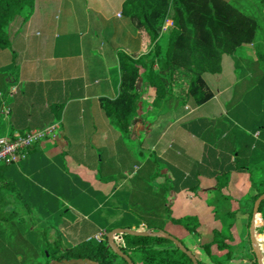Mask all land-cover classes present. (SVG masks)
I'll list each match as a JSON object with an SVG mask.
<instances>
[{
  "label": "crops",
  "instance_id": "0c3cea01",
  "mask_svg": "<svg viewBox=\"0 0 264 264\" xmlns=\"http://www.w3.org/2000/svg\"><path fill=\"white\" fill-rule=\"evenodd\" d=\"M75 1L34 0L29 17L12 29L13 52L0 49V97L9 104V114L0 116V136L8 132L9 125L26 131L57 120L60 127L55 139L35 143L24 160L5 167L6 180L31 206L28 212H21L24 222L0 221V247L5 249L16 241L42 250L45 235L48 242L58 239L63 248L106 229L114 221L109 220L107 201L113 189L121 192L124 188L123 170L132 164L141 169L137 155L130 153L99 105L100 97L117 95V51L132 53L141 46V39L121 15L124 0ZM165 23L167 32L172 20ZM241 53L251 56L244 48H237L222 55L220 71L203 74L213 91L219 87L210 99L199 105L190 100L165 114L159 133L164 140L155 156L166 176L161 182L155 183V178L151 181L155 166L150 160V175L144 180L146 185L158 184L163 202L157 206L151 203L154 188L147 191V205L140 203L137 191L135 194L138 208L133 211L137 217L163 218L165 198L173 217L196 215L200 222L197 234L170 221L165 225L169 233L174 228L181 230L182 236L192 235V250L200 249L197 240H209L212 228L219 226L213 206L208 204L214 195V175L231 171L225 193L233 198L228 204L234 210L239 207L235 199L248 196L249 169L252 174L264 170V89L263 85L256 89L259 84L254 76L252 81L237 83L240 79L233 73L241 67L237 60ZM224 63L229 68L227 75ZM246 65L243 76L254 75ZM236 86L238 96L234 97L232 89ZM167 140L170 143L166 144ZM234 164L249 169L235 170ZM5 192L9 193L10 203L4 208L8 210L17 203L13 192ZM155 207L159 212H154ZM239 209L233 224L237 231L246 216ZM124 212L121 205L118 221H123ZM49 264L97 263L80 258L52 260Z\"/></svg>",
  "mask_w": 264,
  "mask_h": 264
},
{
  "label": "trees",
  "instance_id": "16d2710c",
  "mask_svg": "<svg viewBox=\"0 0 264 264\" xmlns=\"http://www.w3.org/2000/svg\"><path fill=\"white\" fill-rule=\"evenodd\" d=\"M264 2V0H260ZM34 0H0V49L13 52L10 42L12 29L24 22L30 15ZM121 14L136 30L143 44V53H125L117 51L120 79L118 94L113 97H100L99 105L108 119L109 124L123 135L129 131L132 115L138 108L140 91L138 83L148 88H154V100L160 101L170 90L176 88L183 101L192 100L199 105L210 99L214 91L203 76L204 72L214 73L220 69L222 54H231L243 43H252L258 27L257 20L243 11L229 0H124ZM172 20V26L165 36V47L160 39L164 22ZM4 98L9 107L8 100ZM1 116V115H0ZM53 122H57L54 120ZM52 123V122H51ZM14 127L9 125L8 134L13 133ZM20 133L24 131L18 130ZM151 161L154 163V179L159 173V160L152 152ZM0 163V221H25V215L31 206L23 196L15 190L9 180H6L5 167ZM233 169L249 168L237 167ZM264 171V170H263ZM249 190L237 209H231L228 202L233 199L225 193L231 171L218 172L214 175V195L208 204L213 206L215 222L219 224L211 230V237L204 242L198 241L202 256L198 257L183 241L166 230V223L170 221L179 225L189 233L197 234L200 227L196 215L173 217L170 212V202L165 198L163 203V224H154L145 220L135 223H116L106 228L102 240L87 239L78 243L60 247L58 239L48 242L42 255L45 264L52 260L90 259L97 264H127L125 260L114 253L108 246L106 233L113 228L121 227L133 230H164L177 238L186 249L196 257L198 264H229L236 259L234 255V235L232 228L236 214L248 213L244 209L264 193V175L259 179L253 178L249 169ZM169 182V180H167ZM162 189L166 187L162 184ZM9 190L13 192L17 203L11 209H4L10 203ZM251 218V216H250ZM250 222L246 223L249 238ZM46 233V232H45ZM257 239H264V198L261 199L254 226ZM250 241V239H249ZM115 244L128 255L135 264H192L188 256L183 253L171 240L163 236H144L130 234H116ZM242 246V245H241ZM254 264H258L251 247Z\"/></svg>",
  "mask_w": 264,
  "mask_h": 264
},
{
  "label": "rangeland",
  "instance_id": "374dc122",
  "mask_svg": "<svg viewBox=\"0 0 264 264\" xmlns=\"http://www.w3.org/2000/svg\"><path fill=\"white\" fill-rule=\"evenodd\" d=\"M81 1L83 0H76L75 2L80 4ZM229 1L234 5H236L244 13L253 16L257 20V24H258L253 42L243 43L237 47V48L242 47V49L244 48L246 51H249L251 56L249 58L247 56L248 55L247 53H241L242 54L240 55L241 58L238 57L237 59L241 67L237 69V71L235 70L233 74L239 77L240 80H237V83L239 82L241 84L244 82V80L252 81V76H254L253 77L254 81H257L259 84V87L256 89H260V86L262 87V85L264 89V2H261L260 0H229ZM165 22L161 29V33L164 32V37H161L160 39L164 47L166 45L165 36L169 31L168 30L167 32H165V24H166ZM133 52H138V53L144 52L142 41H141V46H139V48ZM222 55L220 58V69H221ZM245 64H247L246 68H248L249 66L251 67V71L254 72V75L250 72L251 76L250 75H247L246 77L243 76L244 73L247 74V70L245 71L244 69ZM220 69L218 71H220ZM223 72L225 73V74L223 73L224 75H227L229 73V68L227 63H224ZM203 74H205V72ZM119 79H120V75H119ZM220 85L223 86L224 82L221 81ZM250 87H252V84ZM218 88L219 87H215V89ZM247 88L246 90H248ZM138 89L140 91V99L138 102V108L135 111V113L132 115V121L129 127V131L126 135H123L118 130L117 131L123 138L124 144L127 147V149L130 151L132 155L134 154L132 152L133 151L135 152V154L137 155L135 156V158L138 157V160L141 162L142 165H141V169L140 166H138L137 164L135 166L132 164L129 167V169L125 168L123 170V173L121 175L123 179L126 180V183L124 184V188L120 189L122 190L121 192L120 191L116 192V189H113V193L110 195L107 201L109 220H114L112 223H110L107 226V228L119 222L129 224V223H135L137 222V220H145L147 222L154 224H161V225L163 224V218H161V216L158 217V215L156 216L154 215L152 217L148 215L146 216L142 215L137 217V215L133 211L136 210V208H138V206H136L138 201L135 194L137 191L138 195L141 197L140 203L147 205L148 203L147 191L148 189L151 190L152 188H154L156 190V193L152 194L153 199L151 200V203L156 204L157 206L159 203L161 204L163 202L162 197L159 195L158 192L159 190L158 188H160L158 184H155L154 186L153 184L146 185L145 182L147 181H144L147 180V177L150 175V174L148 175L149 170L147 166L151 164L150 160L152 158V152L155 155V153L157 152L158 145L161 143V141L163 142L164 140L163 136H161V134L159 133L163 130L164 128L163 126L165 125L164 124L165 122L163 121L165 114L174 111L176 108L185 105L187 102L182 100L180 93L178 90H176V88L170 90V92H168L164 98H162L160 101L157 102L153 101L155 94L154 88H148L146 86H143L142 83H138ZM232 91L234 92V97L235 96L237 97L238 96L237 86L234 89H232ZM222 101H223V96H222ZM59 132H60V127H58L55 130L52 136L44 138L43 140L55 139L59 135ZM168 143H170L169 140L166 141V144ZM160 171L161 169L159 170V173H157L154 177L155 183L161 182L163 176H166ZM263 175H264V171L261 174L258 173L252 176L255 179H259ZM149 179L151 180L152 178ZM153 180L154 179H152L151 181ZM127 190L130 191L127 192ZM114 198L115 201H111ZM115 203L118 205H115ZM121 205H123L125 209L124 219L123 221H118L119 219L121 220V218H119L118 216L119 207ZM252 209H253V204L250 205V200H249V204L246 207L248 213H246V216L243 217L244 218L243 222L241 223V227L239 228L241 230L237 231L235 230L236 227L235 228L233 227L234 230V232L232 231L234 235L233 244L235 246L234 255L240 259V261L238 260L239 263L236 262L235 264H254V259L251 254L252 246H251V242L249 241L250 237L248 238L247 235V226H246V223L250 220ZM130 211L134 215L128 213ZM154 212L157 213L159 211L156 208ZM139 213H142L141 209L139 210ZM126 214H128L131 218L127 220ZM178 227L179 229H183L181 226L177 225V228ZM170 229L171 230L169 231L172 235L181 239L185 245L191 247V241H192L191 238H193L192 235L191 238L185 237L181 235V230L179 229L176 230L174 228H170ZM105 230H106L105 228L98 229L97 233L93 234L88 239L94 240L93 237L94 235L101 232L104 233ZM248 231H249V227H248ZM45 238H47V235H45ZM202 239L205 240L206 237L204 236ZM255 239L259 244L262 255L264 256V247H263L264 239H257L256 237ZM198 241L199 240H197L196 242L197 245H198ZM198 250L196 248H193L192 251L195 253L196 256L201 257L202 250L200 249ZM0 264H45V260L42 255V250L27 248L15 241L11 244L10 249H5L3 247H0Z\"/></svg>",
  "mask_w": 264,
  "mask_h": 264
},
{
  "label": "built area",
  "instance_id": "2783aa9c",
  "mask_svg": "<svg viewBox=\"0 0 264 264\" xmlns=\"http://www.w3.org/2000/svg\"><path fill=\"white\" fill-rule=\"evenodd\" d=\"M9 107L6 100L2 98L0 115L7 116ZM59 127L57 122H52L42 128H32L20 133L14 130L12 135L5 133L0 136V163L14 164L24 160L27 156L28 149L44 138L52 136L55 130ZM96 242H100L103 233H98L93 236Z\"/></svg>",
  "mask_w": 264,
  "mask_h": 264
},
{
  "label": "water",
  "instance_id": "95a60500",
  "mask_svg": "<svg viewBox=\"0 0 264 264\" xmlns=\"http://www.w3.org/2000/svg\"><path fill=\"white\" fill-rule=\"evenodd\" d=\"M263 198H264V193L260 195L254 201L253 209L251 212V218L249 220V222L252 225L251 235H252V239L254 243L255 255H256L258 264H264V256L262 255L259 244L255 239L253 229L255 225V219L257 218L258 206H259L261 199ZM123 233L130 234V235L163 236L171 240L183 253H185L188 256V258L191 260L192 264H198L195 255L190 250L186 249V247L177 238H175L174 236H172L171 234H169L168 232L164 230L149 231V230H133V229L121 228V227L113 228L112 230L106 233V239H107L108 246L114 253H116L119 257L123 258L127 264H135V263L114 242V236L116 234H123ZM263 247H264V243H263Z\"/></svg>",
  "mask_w": 264,
  "mask_h": 264
},
{
  "label": "bare ground",
  "instance_id": "6f19581e",
  "mask_svg": "<svg viewBox=\"0 0 264 264\" xmlns=\"http://www.w3.org/2000/svg\"><path fill=\"white\" fill-rule=\"evenodd\" d=\"M255 221H256V219H255ZM254 226H255V225H254ZM251 227H252V225H251V223H250V224H249V237H250V242H251L252 250H253L254 255H255L254 243H253V239H252V235H251ZM253 232H254V229H253ZM254 236H255V235H254ZM255 257H256V255H255Z\"/></svg>",
  "mask_w": 264,
  "mask_h": 264
}]
</instances>
